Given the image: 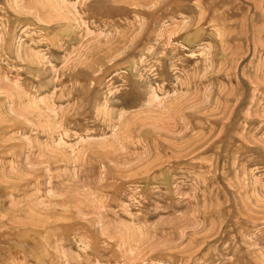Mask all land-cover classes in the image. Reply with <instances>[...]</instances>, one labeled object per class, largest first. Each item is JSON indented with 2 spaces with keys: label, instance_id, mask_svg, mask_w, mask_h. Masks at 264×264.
I'll use <instances>...</instances> for the list:
<instances>
[{
  "label": "rangeland",
  "instance_id": "1",
  "mask_svg": "<svg viewBox=\"0 0 264 264\" xmlns=\"http://www.w3.org/2000/svg\"><path fill=\"white\" fill-rule=\"evenodd\" d=\"M0 264H264V0H0Z\"/></svg>",
  "mask_w": 264,
  "mask_h": 264
},
{
  "label": "bare ground",
  "instance_id": "2",
  "mask_svg": "<svg viewBox=\"0 0 264 264\" xmlns=\"http://www.w3.org/2000/svg\"><path fill=\"white\" fill-rule=\"evenodd\" d=\"M191 101V100H190Z\"/></svg>",
  "mask_w": 264,
  "mask_h": 264
}]
</instances>
